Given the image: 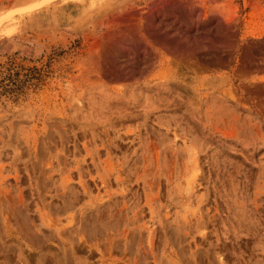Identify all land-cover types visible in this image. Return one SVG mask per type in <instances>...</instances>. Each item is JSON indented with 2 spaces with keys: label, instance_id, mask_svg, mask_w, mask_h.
Returning <instances> with one entry per match:
<instances>
[{
  "label": "rangeland",
  "instance_id": "1",
  "mask_svg": "<svg viewBox=\"0 0 264 264\" xmlns=\"http://www.w3.org/2000/svg\"><path fill=\"white\" fill-rule=\"evenodd\" d=\"M0 10V264H264V0Z\"/></svg>",
  "mask_w": 264,
  "mask_h": 264
},
{
  "label": "bare ground",
  "instance_id": "2",
  "mask_svg": "<svg viewBox=\"0 0 264 264\" xmlns=\"http://www.w3.org/2000/svg\"><path fill=\"white\" fill-rule=\"evenodd\" d=\"M169 41H170V39L167 41V44H168ZM171 41H172V40H171ZM171 41L169 42V45H170V46H171V45L174 46V48L172 49V50H174L175 47L177 46V45H176L177 43L175 44V42L172 43ZM211 58H212V57H211ZM222 60H223V58H222ZM228 62H229V60H228ZM213 64H214V62H213ZM245 64H246V63H245ZM248 64H249V63H248ZM250 64H252V63L250 62ZM246 65H247V64H246ZM246 65H245V66H246ZM243 66H244V65H243ZM245 66H244V67H245ZM256 66H257V65H256ZM260 66L262 67V65H258L257 68L259 69ZM252 67H254V66L252 65ZM245 69H246V68H245ZM243 71H244V70H243ZM243 71H242V72H243ZM247 71H248V70H247ZM248 72H249V71H248ZM242 74H243V73H242ZM246 75H247V74H246ZM259 87H260V86H256L255 88H256V89L258 88L257 90L260 89L259 91H264V86H262L261 88H259Z\"/></svg>",
  "mask_w": 264,
  "mask_h": 264
},
{
  "label": "clouds",
  "instance_id": "3",
  "mask_svg": "<svg viewBox=\"0 0 264 264\" xmlns=\"http://www.w3.org/2000/svg\"><path fill=\"white\" fill-rule=\"evenodd\" d=\"M5 14H6L5 10H0V22H3V18Z\"/></svg>",
  "mask_w": 264,
  "mask_h": 264
}]
</instances>
